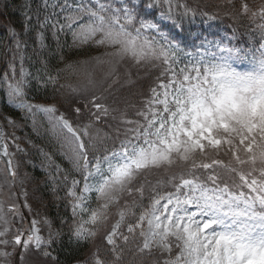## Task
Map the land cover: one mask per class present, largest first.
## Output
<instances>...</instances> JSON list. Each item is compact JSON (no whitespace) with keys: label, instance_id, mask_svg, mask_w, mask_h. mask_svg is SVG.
<instances>
[{"label":"snow or ice","instance_id":"obj_1","mask_svg":"<svg viewBox=\"0 0 264 264\" xmlns=\"http://www.w3.org/2000/svg\"><path fill=\"white\" fill-rule=\"evenodd\" d=\"M218 7L234 22L248 21L252 47L198 32L181 38L189 15H207L188 0H39L25 7L23 33L6 26L10 58L0 89L33 117L34 131L37 115L58 130L68 167L40 151L55 168L52 191L57 182L66 189L71 215L42 216L32 207L10 144L25 149L0 131V264H59L53 246L65 236L70 245L93 244L83 264H264V0ZM69 35V48L103 49L91 58L103 69L99 82L93 73L70 80L89 61L65 60L61 36ZM30 61L39 65L34 72L25 68ZM122 68L130 87L132 69L155 73L139 105L107 102L104 92L120 83ZM32 90L44 102H30Z\"/></svg>","mask_w":264,"mask_h":264},{"label":"rangeland","instance_id":"obj_2","mask_svg":"<svg viewBox=\"0 0 264 264\" xmlns=\"http://www.w3.org/2000/svg\"><path fill=\"white\" fill-rule=\"evenodd\" d=\"M3 1L5 0H0V76L3 75V72L5 71L6 68V64L4 65V63L7 62V60L10 57H6L4 55V45L6 43V36H7V32H6V26L7 25H12L9 22V18L8 15H6V11L5 8L3 7ZM239 2V0H236V2ZM21 5H22V15L24 16V11H25V7L29 4H31V6L34 8L36 6V4L39 2V0H20ZM206 2V5L205 3ZM262 2V0H248V3L251 6H257ZM188 3L193 7L196 8L197 6H199V9L201 12L206 11L207 15L205 16H200L203 18H208L209 14L212 16H216L218 17V9H222L220 7H218V5L221 3V0H188ZM206 8H210L211 10H213V12H210V10L208 11ZM199 13V12H198ZM191 15H189L188 19L185 21V24L188 25V29L185 33H181V38H183L184 36H187L188 34V30H189V23L190 21H192L193 17H190ZM18 32H20V30H17ZM194 32H198L201 34V37L205 40H210L213 41V43H221L222 45H227L228 44V36L226 35H220L218 29L216 28V23L214 22H210V23H203L202 26L198 29H195ZM21 33H23V30L21 31ZM50 36V35H49ZM64 38V39H63ZM49 39L51 40V37H49ZM258 39V38H257ZM66 40L65 44V48L66 52L63 53L65 60L68 62H72V61H89L87 64L81 66L79 68V75H75V74H71L70 75V80L72 82H76L77 80L81 81V82H86V74L87 73H93L96 80L99 82L102 79V74H103V69L100 68L99 66H97L95 64V62L91 59L93 57H98L102 54L103 49L97 50L95 48V46H83L79 49H72L69 48L68 45L72 44V39L71 36H67L61 37V42L63 43ZM185 43L188 44L187 50L188 51H195V49L192 47L191 42L190 41H186ZM197 45H199V41L196 42ZM233 44V42H231V45ZM29 49H28V55H31L32 52V44H31V40H29ZM238 46V45H237ZM205 47H207V45H205ZM230 47V46H229ZM239 47H244V46H239ZM256 47L258 48V43L256 44ZM53 48H55V44L53 43ZM204 50V49H202ZM212 51H216L215 48L211 49ZM253 51H255V48H253ZM57 60V62H53L51 61V64L54 67H63L64 65L62 63L59 62L58 58H55ZM39 65L36 64L33 66L32 62H27L25 64V68L34 72L35 71V67H38ZM1 67H4L3 71H1ZM237 67L240 70H244L246 67H248L247 64H243V65H237ZM124 69H121V79H120V83L115 84L113 86L117 87L121 84H125L124 82ZM134 71V69H132V72ZM68 75V74H65ZM154 78V77H153ZM153 80V79H152ZM62 82H64L62 80ZM152 83V81L149 82L148 86L145 89V94L147 93V89L149 87V85ZM104 88H107V84L103 85ZM112 88V89H113ZM112 89L110 90V94L109 92H104V95L107 97V102L109 104L112 103V101L110 102L109 96L112 94L113 95V91ZM33 91V90H32ZM32 91L28 92V100L32 103H42L44 102V99H38L37 96H33L32 95ZM102 91V89H101ZM101 91H97V95L101 94ZM140 103V101L138 102ZM139 105V104H136ZM123 106V105H121ZM66 105L61 107V111L65 110ZM128 110H131L130 108ZM9 112V113H6ZM133 112V110L131 111ZM0 113L2 115V125L5 126V134L11 136L12 134L15 135V137H18L19 139L15 141V143H18L20 145L21 148L25 149L24 153H19L16 152V149L13 145L10 144V152L14 153V159H13V164L19 165V174L21 177L25 178V185L24 188L25 190H27L28 192V202L32 205V207L34 209H38L40 211V213L43 215H47L49 216L48 212H43L40 210L39 208V200H38V196H39V192H38V184H42L44 183V185L42 184V187H47V189L50 188V190L52 191L53 188V184L52 181L49 179L48 177V172L51 171L53 173V175H55V168L54 166L52 168H47L46 162L44 161V157L41 155V149L46 152L49 153L53 156V159L55 161V163H59L61 164L62 167H68L67 161L63 160L59 154V145L57 143L56 140V135L58 134V130L57 133H53L50 128L51 126L48 124L47 120L42 116V115H37L35 116V120L37 123V128H38V132L34 131L33 126H32V120L33 117H28L25 118V113L22 112L20 109L16 108L13 106V104L10 102L9 97L7 96L6 92L2 89H0ZM4 117H9L12 120L15 121V126L14 127H10L7 124V121L4 119ZM29 141H31V143H29ZM44 142V143H41ZM3 167H1L0 165V169H2ZM36 173L40 174L41 176L39 177V181L38 179L35 177ZM25 174L26 177H25ZM45 184H47V186H45ZM57 185L59 186V191H63V194L65 196V192L66 189L63 185H61L59 182H57ZM56 185V187H57ZM41 186V185H40ZM16 191H20V187L17 186ZM53 192V191H52ZM62 194V197H63ZM6 198V197H5ZM21 204H23V199H21ZM23 212L25 215H28V210L25 208L23 209ZM35 214V213H33ZM103 225H101L100 231H103ZM42 234L47 237V230L44 229ZM99 242V238H97V243ZM91 245L90 251L94 250L93 244L91 242H89Z\"/></svg>","mask_w":264,"mask_h":264},{"label":"trees","instance_id":"obj_3","mask_svg":"<svg viewBox=\"0 0 264 264\" xmlns=\"http://www.w3.org/2000/svg\"><path fill=\"white\" fill-rule=\"evenodd\" d=\"M240 2V0H239ZM239 2H236L237 7H239ZM206 5V2H204ZM3 7L5 8L6 15H8L9 22L16 28V30H20V32L23 30V20L24 16L22 15V5L20 0H5L3 1ZM208 11L213 12L210 8H206ZM227 9H218V17L212 16L209 14L210 19H212L217 26L221 28H225L226 30L232 32L234 35V38L238 45L240 46H249L251 45L249 41L253 39V33H252V26L249 25L248 21L245 19L242 22H234L230 18L224 15V12ZM205 16L197 13L196 15H191L190 17H193L194 21H201L203 20L202 17ZM214 17V18H213ZM194 21H190V25H194ZM188 25L185 24V30L187 31ZM191 29V28H190ZM50 37V36H49ZM62 37V36H61ZM258 38V37H257ZM64 39V38H63ZM49 41H51L49 39ZM67 44V43H66ZM66 49L64 47L63 53L66 52ZM54 63L57 62L55 58L51 59ZM155 73H153L152 76H148L143 70L140 72H137L135 69L132 72V78L136 82L134 86H129L128 84H121L117 87H114L112 89L113 95L111 94L109 96L110 102L113 100V98H125L130 101L131 104H139L138 102L141 100V96L139 95L140 92L145 93V89L148 86L149 82L152 81ZM33 96H37L38 99H45V95L42 92H36L35 90L32 91ZM50 95V93H49ZM129 111V114L131 115V111ZM41 143H44L41 141ZM41 175L36 173V178L39 181V177ZM44 185V183H42ZM42 184H38V192H39V208L43 212H48L50 217H57V216H63L66 211H68V215L70 216V210H66L65 204L66 200L64 199L63 191H59V186L57 185L56 191L52 192L47 187H42ZM41 185V186H40ZM47 186V184H45ZM63 194V197H62ZM55 248V251H53L54 256L59 257V264H83V261L89 256V251L91 248L90 243L87 244H81L79 247L75 244H68L67 236L64 237V244H56L53 246ZM131 259V254L126 252V260Z\"/></svg>","mask_w":264,"mask_h":264},{"label":"flooded vegetation","instance_id":"obj_4","mask_svg":"<svg viewBox=\"0 0 264 264\" xmlns=\"http://www.w3.org/2000/svg\"><path fill=\"white\" fill-rule=\"evenodd\" d=\"M6 63H4V65H5ZM3 69H4V67H1V71H3ZM6 113H9V112H6ZM2 115H1V113H0V124H1V126H2V129H3V132L5 133V126H3L2 125ZM0 165H1V167H4V165L2 164V163H0ZM9 251H11V249L9 248Z\"/></svg>","mask_w":264,"mask_h":264},{"label":"water","instance_id":"obj_5","mask_svg":"<svg viewBox=\"0 0 264 264\" xmlns=\"http://www.w3.org/2000/svg\"><path fill=\"white\" fill-rule=\"evenodd\" d=\"M0 131H2V127L0 126Z\"/></svg>","mask_w":264,"mask_h":264}]
</instances>
